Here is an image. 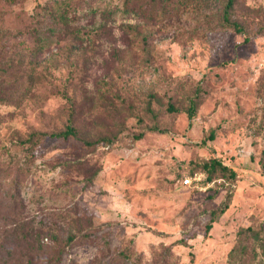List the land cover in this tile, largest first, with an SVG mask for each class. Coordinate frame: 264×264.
<instances>
[{
	"label": "rangeland",
	"instance_id": "374dc122",
	"mask_svg": "<svg viewBox=\"0 0 264 264\" xmlns=\"http://www.w3.org/2000/svg\"><path fill=\"white\" fill-rule=\"evenodd\" d=\"M223 3L0 0L1 257L264 264V0Z\"/></svg>",
	"mask_w": 264,
	"mask_h": 264
},
{
	"label": "trees",
	"instance_id": "16d2710c",
	"mask_svg": "<svg viewBox=\"0 0 264 264\" xmlns=\"http://www.w3.org/2000/svg\"><path fill=\"white\" fill-rule=\"evenodd\" d=\"M240 2L241 0H224L223 11H222V23L224 26L232 27V28L242 31L244 28L243 22L235 15V8ZM135 4H136V0H126L125 8L126 9L134 8ZM245 40H248V37H246ZM171 108L174 109V107L172 106ZM189 114L191 118L195 117L196 115L194 103H192L190 106ZM75 132H76V129L72 125H68L65 130L54 131L51 133V135L67 137L68 135L74 134ZM214 136L215 134L212 132L211 137H214ZM201 167H202V170L208 173L209 178H212L216 172H219L223 176H227L231 178L232 181L237 179L236 169L227 165L226 163H223L221 160L217 158H211V159L204 161ZM231 196L232 195L229 194L228 198L225 199L221 203L219 208L213 210L212 221L215 220L218 215H220L222 212H224L228 208L230 204ZM212 221L207 224V227H206L207 231H209V229L212 227ZM21 230H22V227L20 226L18 228L17 233L19 234ZM240 233H241V230H240ZM73 238H74L73 235L69 236V239H73ZM7 254L8 255L6 254L5 255L9 257L10 259L5 257V255H3L2 257L0 255V264H12L11 252L8 251Z\"/></svg>",
	"mask_w": 264,
	"mask_h": 264
},
{
	"label": "built area",
	"instance_id": "2783aa9c",
	"mask_svg": "<svg viewBox=\"0 0 264 264\" xmlns=\"http://www.w3.org/2000/svg\"><path fill=\"white\" fill-rule=\"evenodd\" d=\"M184 183H185V184H191V183H192V177H191V176L186 177V178L184 179Z\"/></svg>",
	"mask_w": 264,
	"mask_h": 264
}]
</instances>
